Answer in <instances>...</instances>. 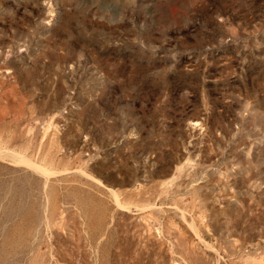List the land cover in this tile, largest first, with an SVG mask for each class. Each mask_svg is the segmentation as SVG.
<instances>
[{"label": "rangeland", "instance_id": "1", "mask_svg": "<svg viewBox=\"0 0 264 264\" xmlns=\"http://www.w3.org/2000/svg\"><path fill=\"white\" fill-rule=\"evenodd\" d=\"M0 264H264V0H0Z\"/></svg>", "mask_w": 264, "mask_h": 264}, {"label": "bare ground", "instance_id": "2", "mask_svg": "<svg viewBox=\"0 0 264 264\" xmlns=\"http://www.w3.org/2000/svg\"><path fill=\"white\" fill-rule=\"evenodd\" d=\"M11 153V152H10ZM19 156V155H18ZM17 159V158H16ZM21 161V160H20ZM25 161V160H24ZM23 163H25V162H23ZM27 163V162H26ZM25 163V164H26ZM30 163V162H29ZM28 164V163H27ZM29 165V164H28ZM30 165H31V163H30ZM24 167H25V165H24ZM43 168V167H42ZM33 169V168H32ZM34 170V169H33ZM37 170V169H36ZM42 170V169H41ZM46 170V169H45ZM42 171H44V170H42ZM37 172V171H36ZM45 173V172H44ZM46 175V174H45ZM52 175V174H51ZM55 175V174H54ZM44 177V176H43ZM47 181V180H46ZM116 194V193H115ZM114 196V195H113ZM116 197V196H115ZM117 198V197H116ZM130 205V204H129ZM131 206V205H130ZM121 207V206H120ZM123 207V206H122ZM129 208V207H128ZM126 209V208H125ZM185 212V211H184ZM150 215V214H149ZM148 219V218H147ZM80 231V230H79ZM35 237H36V235H35ZM73 237V236H72ZM34 238V237H33ZM17 244V243H16Z\"/></svg>", "mask_w": 264, "mask_h": 264}]
</instances>
